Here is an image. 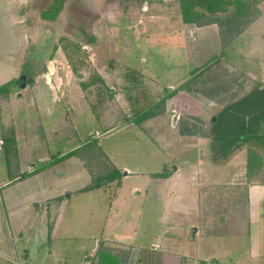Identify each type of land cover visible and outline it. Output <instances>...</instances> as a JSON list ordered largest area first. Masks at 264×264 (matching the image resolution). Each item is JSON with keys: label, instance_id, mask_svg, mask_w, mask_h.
<instances>
[{"label": "rangeland", "instance_id": "374dc122", "mask_svg": "<svg viewBox=\"0 0 264 264\" xmlns=\"http://www.w3.org/2000/svg\"><path fill=\"white\" fill-rule=\"evenodd\" d=\"M54 1L21 7L25 35L14 39L25 44V64H0V86L10 85L0 93V190L4 180L48 162L60 146L65 154L95 140L99 150L71 157L52 174L49 167L18 177L3 190L17 187L10 201L0 193V250L8 254L0 264H157L164 254L181 257V264H264V188L257 190L264 187V150L248 144L227 157L210 139L225 107L264 89V15L242 29L243 20L230 23L231 0H187L205 16L197 26L182 22L180 0H64L52 20L43 19ZM208 1L225 4L227 12L208 15ZM246 1L251 21L257 10ZM257 1L264 11V0ZM5 26L0 20L1 49L9 42ZM214 55L219 60H210ZM21 75L32 80L22 89ZM184 83L187 90L177 91L152 121L125 122ZM19 93L26 103L11 100ZM32 99L37 110L52 111V120L28 107ZM33 114L38 127L29 135L24 124ZM59 116L68 135L49 136ZM185 128L198 136H181ZM39 140L50 156L44 162L37 152L27 155L29 142L38 147ZM251 154L260 164L247 175ZM76 168L83 178L70 173ZM113 168L119 184L76 192L84 182L94 184L91 176L105 183ZM166 172L175 182L152 178ZM38 174L35 184L19 186ZM38 184L52 190L51 200L37 204L45 221L35 223L31 214L28 237L19 238L12 234L16 215L9 212L7 221L5 206L12 211L25 200L26 207Z\"/></svg>", "mask_w": 264, "mask_h": 264}, {"label": "trees", "instance_id": "16d2710c", "mask_svg": "<svg viewBox=\"0 0 264 264\" xmlns=\"http://www.w3.org/2000/svg\"><path fill=\"white\" fill-rule=\"evenodd\" d=\"M63 1L64 0L54 1L53 5L51 6L52 11L43 13L42 18L52 20L54 16L59 12V8L62 5ZM250 2L251 4L255 5L257 10L256 17H253V20L251 21H246V18H248L249 15L247 13L250 10V8L248 7V2L246 0H231L230 2L228 1L226 3L227 6H235L236 8L235 11L231 13L229 18V20L231 19L233 21H230L231 24H234L235 20H243L242 22L245 23V26L242 29H244L260 16L261 13L258 9L259 1L250 0ZM179 3L181 18L184 24H192L197 26L203 25L200 23L204 20L205 16L202 13H198L197 9L193 8V2L180 0ZM226 5L221 4L218 1H208L207 3H205L204 11L208 15H215L219 12H227L228 7ZM219 57L220 56L218 55H214L210 60H219ZM18 80L20 82H23L21 79ZM9 86V83L0 86V93H6ZM183 86H185V83L176 88V91L173 90L172 92H167V90H165V95L163 98L159 99L148 108L133 113V115L126 118L125 122H132L136 125H139L145 121L151 120L161 115L162 113L160 112V109L165 106V103L168 99L173 98L177 91L180 92L187 90ZM211 125V142L216 144L214 146L217 148L218 152H221L224 156H231V151L237 150V148H241L242 146L248 144L261 146L264 150V89H260L259 87H257L246 96L225 107V109L215 117V123ZM191 129H193V127H191ZM196 134L197 133L195 131L186 128L180 131L181 136H198ZM98 147L99 146L96 144L95 140H91L83 145H80L79 148L65 153L64 155H54L48 162L44 163L43 165H39L37 168L35 167L28 173L25 172L20 174L19 178L24 179L30 174H34L37 171L53 167L61 162L67 161L71 157L79 160V156L94 149L99 150ZM80 153L82 154L79 155ZM259 164V158L251 154L249 157H247V172L251 169L252 165ZM247 175H250V173L248 172ZM107 176L108 177L106 179L108 180L105 183H100V180L102 178L101 176H91V180L94 181V184H90L89 186L83 188L80 192H89L96 186H99L101 188L104 186V184L110 182L119 184L121 173L118 170L114 169ZM168 176L169 173L166 172L153 175L152 178L167 179Z\"/></svg>", "mask_w": 264, "mask_h": 264}, {"label": "crops", "instance_id": "0c3cea01", "mask_svg": "<svg viewBox=\"0 0 264 264\" xmlns=\"http://www.w3.org/2000/svg\"><path fill=\"white\" fill-rule=\"evenodd\" d=\"M29 1L30 0H28V1L27 0H0V20L3 23L9 24L8 27H6V26L4 27L5 28L4 29V33H5V35L8 36L9 42L5 45V47L3 49L0 48V64H2L6 68H15L17 66H19L21 68L25 64V62H23L22 59L20 58L21 57L20 56L21 55V49L22 48H25V44H24L23 40H16V39H14V35H16V34L23 35V36L25 35V31L20 33V29L22 27L21 26V22H20V18H21L20 10H21V7L24 6V5H27ZM260 13L261 14H260L259 18H261L264 15V11L261 9L260 10ZM206 32L208 34H212V33H209L207 30L206 31H203V33H206ZM198 34H200V33H198ZM14 63L17 66L14 67ZM18 75H19V73H18ZM8 77H9L8 80H6L3 83H7L9 80H11L12 78H14V74L13 75L10 74ZM18 96H19L18 98L17 97L16 98L15 97L14 98L12 97L11 100L16 99L17 101H24L26 103L25 95H23V94L21 95V93H19ZM41 96L42 95H40L38 97L39 100L40 99L41 100L43 99V97H41ZM32 101H31V103L28 104L29 105L28 107L29 108H32L34 110V112H37V111L40 110V111L44 112L45 113V116H47V117H50L52 115L51 114L52 111H50V110H49V112L44 111L47 108H42V109L37 110L36 109V106H38L39 104L38 105H37V103L35 104V102H34L35 99H32ZM40 105L43 106L42 103H40ZM52 118H53V115L51 117V120H52ZM36 121H37V119H36L35 115L33 114L32 121L27 120L25 122L24 127L26 128V130H27V132H28L29 135H30V132H31L32 125H34V123H36V128L38 127L37 126L38 123ZM150 121H152V119L149 120V121H147V122H150ZM65 126H66V120H65V118L62 117V116H59V119L56 121V124L54 126H50L47 129V133L49 134V136L50 135H64L65 136L67 134L66 133L67 130L65 129ZM37 131L40 132L38 129H37ZM71 134L74 137V135L76 134L75 129H73V131H71ZM184 137H187V136H184ZM178 138H179L178 140H180L181 137H179V135H178ZM35 139H36V136H35ZM42 144L44 145V141L43 142H40V140H39V142H38V145L39 146L37 147V146H35L34 142H32V141H31V143L29 142V144L27 146V155L28 154H31V153H36L37 152L38 154H40L39 159H41V160H39V161H43V162L44 161H47L49 159V157H50L49 156V152L47 150H45V149H41V145ZM29 145H30V148H29ZM75 147L76 146H73V147L67 149L66 152H69L68 150H73V148H75ZM58 149H59V151L57 152V155H64L63 152L65 150H62V146H60ZM68 164H69V159L67 161L61 162V163H59V164L51 167V169L49 168V170H51V174H52V173H54L57 170L59 171V168L60 167L61 168H64V166H66ZM231 164H233V163H231ZM27 168H28V170H30V167L27 166ZM77 168L75 170L74 169H70V173L71 172H75L77 174H80L81 175V178H83L84 174L82 175V171H81L82 169L81 170H78ZM234 169L235 168L233 166H231L230 168H228V170H230V172H233ZM219 170L222 172L224 169L220 166ZM60 174H64V173H60ZM42 176H43V174H38L37 176H34L33 178H29L28 180L21 181V183L19 184V186H23L26 183L31 184V182H32V184H33V182L35 184L36 183L35 182V179L40 178V177L42 178ZM18 177L14 178L13 180H10V181H5L4 180L3 185H1L2 186L1 187V190H0V193L2 192L1 196L2 195H5L8 201L11 200V194L14 193V196H15V193L18 191V189L16 187V188L10 189L9 191H3V190L4 189H7V188H9L11 186H13V184H12L13 182L14 183L15 182H20ZM157 180H158V182H161V183H169L171 181L175 182L174 176L172 174L171 175L169 174V176H168L167 179H157ZM46 186H43V184L42 185L41 184H38L35 187L36 189L33 190L34 193L29 194L30 191H28V195L29 196H32L33 198L30 199L31 202H30V204H27L26 207H25V205L23 203V202H25V200L24 201H21L20 200L19 207L16 208V207L13 206L12 211H10L9 205H8V208L5 206V209H6V212H7V217H6L7 218V221H9V212H11L14 215H16L14 217V228H13L12 234H15L19 238H21L22 236L24 237L27 234V237H28V233L26 232L27 230H25V229L27 227H30L29 221H30L31 218H33L35 220V223H37L38 221H40V222H44L45 221V218H44L45 216L44 217L42 216L43 213H40V209L37 208V207H39V205L37 206V204L41 203L42 201H49V200H51L52 197L49 198L50 197V194L52 192L51 187L49 185H47V184H46ZM87 186H89L88 185V182L86 184L84 182L80 188L77 187L78 189L76 190V192L79 193L83 188H85ZM173 186H175V184ZM261 188L263 190L264 187H259L257 190H260ZM54 190L59 191V195L58 196L61 197V195H62L61 194V188L54 189ZM82 193H84V192H82ZM253 194H255V192H253ZM14 196H13V198H14ZM27 203H29V200H27ZM56 207H57V204H56ZM23 210H24V213L22 212ZM56 210H57V208H56ZM31 214H32V217L29 218V216ZM25 218H27V219L25 220ZM47 218H48V216H46V219ZM155 241H156L155 242L156 244H157V242L161 243L159 241V239H156ZM152 250L155 251L156 248H153ZM15 254H17V252ZM0 255H8V254H5V252H3V251L0 250ZM26 255H28V254H26ZM137 257H138V255H137ZM149 257H151V255H149ZM180 258L181 257H179L177 255H170V254L158 255L157 264H177V263L178 264H181V261H180L181 259ZM138 259L141 260V257H139ZM1 260L3 261L4 260V257H1L0 262H1ZM80 264H83V262L80 263Z\"/></svg>", "mask_w": 264, "mask_h": 264}, {"label": "water", "instance_id": "95a60500", "mask_svg": "<svg viewBox=\"0 0 264 264\" xmlns=\"http://www.w3.org/2000/svg\"><path fill=\"white\" fill-rule=\"evenodd\" d=\"M22 81H23V84L21 85V88H24L25 87V83H26V81L28 82V83H32V80L31 79H29V80H26L25 79V77H22ZM213 121H214V119H213ZM94 135V134H93ZM123 175L125 176L126 175V172L125 171H123ZM195 232V230H193V233Z\"/></svg>", "mask_w": 264, "mask_h": 264}, {"label": "flooded vegetation", "instance_id": "af4514ba", "mask_svg": "<svg viewBox=\"0 0 264 264\" xmlns=\"http://www.w3.org/2000/svg\"><path fill=\"white\" fill-rule=\"evenodd\" d=\"M21 77H23V76H21ZM22 80V79H21Z\"/></svg>", "mask_w": 264, "mask_h": 264}]
</instances>
